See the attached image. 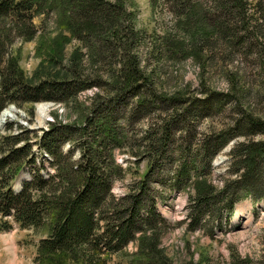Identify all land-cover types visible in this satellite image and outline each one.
<instances>
[{"label":"trees","instance_id":"1","mask_svg":"<svg viewBox=\"0 0 264 264\" xmlns=\"http://www.w3.org/2000/svg\"><path fill=\"white\" fill-rule=\"evenodd\" d=\"M127 1L0 0V113L10 104L23 106L44 101L69 104L86 91L103 88L100 80L107 78L109 82L103 90H110V95L97 105L91 117H84L85 126H75L72 132V126L55 125L51 131L44 132L43 136L34 135L33 139L23 133L0 140L3 155L0 158V212L4 217H14L24 229H47V239L39 247V264H109L114 258L130 264H171L160 246L167 223L158 214L150 179L166 154H170L168 159L172 164L174 128L181 123L183 115L167 128L152 129L149 133L153 136V146L149 148H154L153 155L150 153L153 162L150 167H153L139 183V190L121 201L112 194L113 179L122 173L115 163L114 152L126 142L124 129L118 123L128 117L126 109L130 102L139 100L134 116L164 107L180 110L184 105L181 93L173 101L167 98L163 101L164 98L157 96L155 76L143 69L136 53L143 39L136 29L135 16L126 7ZM152 2L154 6L163 3L177 20L174 34L156 39L162 58L180 61L193 58L205 67L217 61L218 51L234 61L235 55L255 49L260 40L264 46V0ZM50 14L56 17L62 34L64 31L70 34L71 37L63 40L70 43L78 39L81 46L73 54L69 68L58 72V78L64 80L30 86L11 47L16 39L36 40L35 19ZM58 56L50 63L56 69ZM239 84L234 81L228 94H211L222 96L220 101L224 103L234 99L239 105L243 97V87ZM215 100L207 99L209 102L203 107L191 105L185 122L187 119L198 121L209 110L214 111L215 105L213 108L210 105ZM241 121L244 126L239 130L248 136L264 132L261 119L245 115ZM69 139L75 140L74 148L81 152L79 162H73L74 150L67 155L60 151ZM32 141L42 154L53 157L50 167L53 173L33 174L30 180L22 182L16 193L20 176L28 166H36ZM229 141L230 138L221 137L220 141L210 144L209 154L214 156ZM234 155L238 160L237 173L242 170L244 173L232 185L227 184L222 193L217 194L208 180L195 179L192 231L214 214L221 218L224 210L232 215L236 204L255 196L251 186L264 180V144H242ZM193 167V162L185 163L174 186L179 188L182 182H188ZM233 184L239 191H232ZM133 244L138 251L129 255L128 248Z\"/></svg>","mask_w":264,"mask_h":264},{"label":"rangeland","instance_id":"2","mask_svg":"<svg viewBox=\"0 0 264 264\" xmlns=\"http://www.w3.org/2000/svg\"><path fill=\"white\" fill-rule=\"evenodd\" d=\"M153 4L152 0L126 2L129 13L136 18L135 26L143 39L136 53L143 69L155 76L157 96L164 98L163 101L165 98L173 101L176 100V94L181 93L184 105L180 110L171 111L164 107L152 112H139L134 116L139 100L130 102L126 109L128 117L118 123L124 129L126 142L122 149L114 152L115 163L122 169V173L113 179L112 194L117 201H121L139 190V183L152 172L153 167H150V164L153 165L150 153L154 148L149 149L153 144V136L150 137L152 133H149L152 129L167 128L169 123L183 115L181 123L174 128L172 164L168 159L170 154H166L161 159L160 166L153 170L150 179L151 189L157 200L158 214L167 223L161 233V250L171 264H264V180L263 183L258 182L260 184L251 186L255 196H248L236 204L232 215L226 210L220 214L221 218L214 214L210 219L203 220L196 231H192L194 202L191 203L196 196V178L208 180L217 194L222 193L227 184L232 185L244 173V170L240 173L236 171L238 160L234 152L237 147L242 144L249 145L251 142L264 144V132L257 131L255 135L248 136L243 130H239L244 126L241 118L245 115L264 121L262 41H259L260 44L255 49L251 48L246 53L243 50V54L241 51L235 55L234 61H229L224 53L218 51L217 61L205 67L193 58L188 61L169 60L167 56L162 58L156 39L171 32L174 34L177 20L163 3L159 2L157 6ZM53 15L35 19L38 32L36 40L25 42L16 39L11 47V53L18 60L24 74V80L30 86H37L44 81L64 80L58 78V72L62 68H69L73 54L81 46L78 39H72L70 43L63 40V37L71 36L65 31L62 34L63 30L58 28ZM55 55H59L56 60L58 69L50 65ZM234 81H238L240 87H243V97L239 105L234 99L224 103L220 101L222 96L212 95L230 93ZM108 83L107 78L100 80L99 85L103 88L96 87L86 91L69 104L44 101L23 106L8 105L0 113V140L23 133H28V137L33 139L34 135L43 136L44 132L51 131L55 125L72 126V132L75 131V126H85L84 117H91L90 114L97 105L110 95V90H103ZM207 99H216L210 105L212 108L215 105L214 111L209 110L198 121L187 119L185 122L187 108L191 105L203 107L209 102ZM42 106L49 107L43 122L39 119ZM6 111H13V116L2 120ZM221 137L230 138L228 145L220 148L214 156L210 155L209 145L220 141ZM71 139L66 141L60 151L67 155L74 150L73 162H79L81 152L75 150V140ZM32 142V153L37 158L36 166H28L19 182L30 180L35 173H45L46 176L53 173L50 168L53 157L42 154L35 145L36 142ZM2 156L0 148V158ZM191 162L194 163L191 179L182 182L179 188L174 186L183 165ZM234 188L232 191H239L236 185ZM47 236V229H24L14 217H4L0 212V264H39V247ZM128 250L129 255H133L138 247L133 244ZM109 264L130 262L114 258Z\"/></svg>","mask_w":264,"mask_h":264},{"label":"bare ground","instance_id":"3","mask_svg":"<svg viewBox=\"0 0 264 264\" xmlns=\"http://www.w3.org/2000/svg\"><path fill=\"white\" fill-rule=\"evenodd\" d=\"M48 108L46 106L40 107V112H39V119L41 122L44 121V118L48 115ZM10 116H13V111H6L4 115L2 116V120L8 119ZM1 123V121H0Z\"/></svg>","mask_w":264,"mask_h":264}]
</instances>
